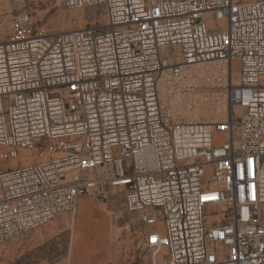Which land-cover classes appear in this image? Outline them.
Returning <instances> with one entry per match:
<instances>
[{"label": "built area", "instance_id": "1", "mask_svg": "<svg viewBox=\"0 0 264 264\" xmlns=\"http://www.w3.org/2000/svg\"><path fill=\"white\" fill-rule=\"evenodd\" d=\"M54 1L98 18L27 8L0 41V246L117 193L149 264H264V0ZM212 62L236 67L225 119L173 121L162 86Z\"/></svg>", "mask_w": 264, "mask_h": 264}, {"label": "rangeland", "instance_id": "2", "mask_svg": "<svg viewBox=\"0 0 264 264\" xmlns=\"http://www.w3.org/2000/svg\"><path fill=\"white\" fill-rule=\"evenodd\" d=\"M27 8L37 26L47 33L84 27L98 18L95 9L67 11L54 0H0V41L8 36L11 17ZM232 69L222 62L206 63L188 70L173 89L163 85L165 113L178 123L224 120L228 109L226 89L237 83L235 65ZM10 162L0 160V171ZM79 200L88 203L86 209H79ZM100 227L107 233L113 231L105 235L103 243L93 238L94 230ZM116 231L120 232L118 236H114ZM141 232L139 215L124 211L123 195L109 194L102 200L80 197L71 213L1 245L0 264H67L72 237H78L81 251H86L88 245L92 248L91 261L82 264H149Z\"/></svg>", "mask_w": 264, "mask_h": 264}, {"label": "bare ground", "instance_id": "3", "mask_svg": "<svg viewBox=\"0 0 264 264\" xmlns=\"http://www.w3.org/2000/svg\"><path fill=\"white\" fill-rule=\"evenodd\" d=\"M235 74L231 73V80L235 81ZM25 154H29V152H23V155ZM17 160H12L10 162V166L14 167L16 165ZM88 203L84 200H79L78 201V207L80 210H84L87 208ZM102 216V215H101ZM103 217V216H102ZM113 232V231H112ZM112 232L107 233V231L105 230V228L100 227L99 229L94 230L93 232V238L94 241H100L101 243L104 242L105 239V235L107 234H111ZM90 233V232H89ZM117 234H120V232L116 231V233H114V236H116ZM118 236V235H117ZM78 237H72L71 243H70V248H69V254H68V261L67 264H82V263H88L90 260V256L92 255V248L88 245L87 246V250L86 251H81L80 250V246L78 244ZM111 239V238H110ZM78 251L80 253H78ZM106 254V253H105ZM94 256V254H93ZM98 259V257H97ZM94 264V263H93ZM96 264V263H95Z\"/></svg>", "mask_w": 264, "mask_h": 264}]
</instances>
